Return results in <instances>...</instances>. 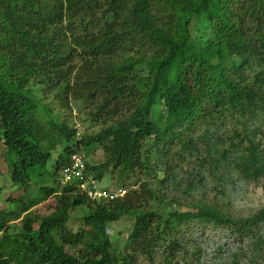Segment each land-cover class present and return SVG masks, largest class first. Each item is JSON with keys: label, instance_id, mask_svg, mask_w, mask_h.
<instances>
[{"label": "trees", "instance_id": "16d2710c", "mask_svg": "<svg viewBox=\"0 0 264 264\" xmlns=\"http://www.w3.org/2000/svg\"><path fill=\"white\" fill-rule=\"evenodd\" d=\"M202 23L209 33L194 42L192 29ZM70 52L80 62L76 84L83 98L75 100L98 98L94 117L105 110L115 115L95 136L44 118L31 89L62 83L68 94ZM252 62L264 66V0H0V147L15 188L0 210V264H132L137 256L151 257L165 239L164 252L174 259L176 230L197 220L257 236L253 245L261 244L254 233L264 210L233 221L202 205L165 218L142 210L156 196L146 182L133 183L138 189L114 201H93L58 182L72 154L86 157L99 147L105 160L87 163L86 177L99 183L108 176L128 188L175 146L190 150L188 136L200 121L256 113L264 91L246 79ZM147 144L157 150L144 151ZM244 149L240 173L257 180L264 157L251 144ZM51 198L45 216L29 215ZM75 211L82 212V224L73 232L68 223ZM128 215L132 229L120 252L107 225Z\"/></svg>", "mask_w": 264, "mask_h": 264}, {"label": "rangeland", "instance_id": "374dc122", "mask_svg": "<svg viewBox=\"0 0 264 264\" xmlns=\"http://www.w3.org/2000/svg\"><path fill=\"white\" fill-rule=\"evenodd\" d=\"M97 7L95 6L96 10ZM97 14L100 17L101 13ZM67 21L62 24L65 31L70 28ZM208 33L207 23L197 24L192 29L191 40L202 42L203 36ZM66 61L67 73H71L64 80L70 83L72 88L68 94L60 91L62 83L47 91L39 85L31 87L40 105L39 113L47 120L66 123L81 135L95 136L112 123L115 115L108 114L105 110L104 115L94 117L100 104L98 98L75 100L74 96L82 97L76 84L80 72L79 57L70 52ZM245 76L251 86L264 91V66L252 62ZM62 98L66 100L63 101ZM257 107L259 108L256 113L246 117L234 113L214 120L207 118L200 121L188 136L194 143L190 150H181L180 146H175L157 161H152V174L135 177L128 183V188L123 189L127 192L134 191L141 183L146 182L155 191L156 196L155 200L143 204L142 210L154 211L165 218L174 211L195 213L202 205L217 209L224 217L233 221H243L256 216L264 210V175L257 180L245 179L240 173V159L244 148L250 144L258 148L264 157V104L258 103ZM109 109L112 110V107ZM119 115L116 114V117ZM158 118L159 115L151 117L152 120ZM3 150V147H0V210L7 207L6 199L15 191L10 180L11 171L3 158ZM61 150L62 147H58L55 154L58 155ZM156 150L151 144H147L144 149L153 153ZM86 158L89 165H99L105 160L99 147L88 153ZM161 179H165L164 185L157 183ZM133 183H137V187H132ZM95 187L104 193L109 189L112 193L121 189L116 180H111L108 176L95 183ZM53 203L54 199L51 198L48 204L33 208L29 215L43 217L48 212L46 205L49 207ZM81 215L82 212L79 211L71 214L68 223L71 231L75 232L81 228ZM132 224L131 215L108 223L110 242L114 249L122 252ZM257 227L254 234L261 237V244L258 246L255 243L257 236L251 238V234L241 235L232 228L192 221L179 227L172 237L173 243L176 241L179 244L174 259L168 258V253L164 252L168 249L166 241H169L165 239L151 251V257L137 256L132 264H167L168 261L172 264H264V220L260 221Z\"/></svg>", "mask_w": 264, "mask_h": 264}, {"label": "built area", "instance_id": "2783aa9c", "mask_svg": "<svg viewBox=\"0 0 264 264\" xmlns=\"http://www.w3.org/2000/svg\"><path fill=\"white\" fill-rule=\"evenodd\" d=\"M87 160L82 152H76L71 155L69 166L63 169L58 178L61 186H76L77 189L88 196L93 201H114L126 195V189H119L115 193H104L96 189L92 178L86 177Z\"/></svg>", "mask_w": 264, "mask_h": 264}]
</instances>
